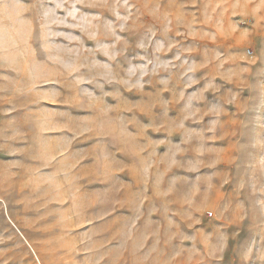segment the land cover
Returning <instances> with one entry per match:
<instances>
[{
	"label": "rangeland",
	"instance_id": "obj_1",
	"mask_svg": "<svg viewBox=\"0 0 264 264\" xmlns=\"http://www.w3.org/2000/svg\"><path fill=\"white\" fill-rule=\"evenodd\" d=\"M0 264H264V0H0Z\"/></svg>",
	"mask_w": 264,
	"mask_h": 264
}]
</instances>
